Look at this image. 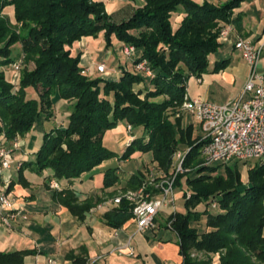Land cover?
<instances>
[{
    "label": "trees",
    "instance_id": "1",
    "mask_svg": "<svg viewBox=\"0 0 264 264\" xmlns=\"http://www.w3.org/2000/svg\"><path fill=\"white\" fill-rule=\"evenodd\" d=\"M244 1L144 0L129 21L114 25L104 4L94 0H0V144L6 147L24 137L42 112L51 115L54 95L72 102L68 125L44 134L34 159L21 164L19 181L26 184L22 174L28 169L38 174L51 170V179L76 182L116 155L103 145L107 131L120 122L133 131L143 128L142 138L132 134L122 159L138 152L151 154L156 169L170 176L176 170L179 146L186 147L183 167L189 171L178 175L174 186L187 212L172 214L168 221L178 235L183 264H214L212 259L196 262L191 256L194 251L217 256L216 264H264V164L236 161L234 166H203L202 135L193 138V125L182 128L178 117L182 110L168 114L183 105L190 78H201L209 71L210 56L223 46L222 29L241 28L242 15L236 11ZM180 13L184 19L176 26L175 14ZM102 32L109 46L114 36L123 47L141 49L142 55L133 61L134 71L121 67L116 79L86 76L71 47ZM17 44L22 46L19 58L35 63L34 70L12 67L18 61L12 57ZM142 61L150 67L151 77L137 74L136 65ZM228 63L216 62L213 72ZM29 88L40 100L27 99ZM119 181L118 171L109 169L104 189ZM144 181L141 173L133 175L124 191L137 190ZM13 188L12 182L8 192ZM59 196L81 220L85 211L98 204L86 200L84 209L79 208L78 197L70 189ZM202 204L204 212H197ZM210 208L218 212L211 213ZM133 209V204L123 201L105 216L118 228L133 217ZM203 216L204 232L193 226ZM19 257V253H0V264H14Z\"/></svg>",
    "mask_w": 264,
    "mask_h": 264
},
{
    "label": "crops",
    "instance_id": "2",
    "mask_svg": "<svg viewBox=\"0 0 264 264\" xmlns=\"http://www.w3.org/2000/svg\"><path fill=\"white\" fill-rule=\"evenodd\" d=\"M106 1L108 3L114 0ZM101 3L105 4V0ZM143 5L144 0L137 3L134 8H130L129 11L133 13ZM236 13L242 15L241 28L237 30L234 28L230 34L234 40L224 52H221L224 49L222 46L216 54L211 55L209 71L200 78L201 82H198L199 78H197L199 86L205 82L209 86L217 84V88L225 91L226 87L235 88L242 79L245 87L250 69L242 54L233 46L239 38L251 40L262 49L259 71L264 73V0H245ZM182 16L181 13L175 14L176 23L180 22ZM129 60L134 61L135 59L133 57ZM220 60H228L229 63L225 69L213 72L215 63ZM127 64L126 62V66ZM244 87L231 100L239 98ZM188 92L187 87L189 96ZM189 97L193 98V96ZM183 113L178 116L181 121ZM191 125L194 127L193 123ZM13 145L14 143L6 147L13 148ZM18 152H20V147L14 148L13 154ZM138 154H140L139 157L143 155L139 152L135 153V155ZM33 159L34 156L29 160ZM17 165L16 175L11 172L13 165L6 173V177H11L10 184L14 183L10 196L14 197L18 208L15 211L17 217L11 221L10 227L3 223L1 218L3 212L0 207V253H19L20 257L15 258L14 264H50L51 259L58 264H183L184 259L180 254L178 235L168 226L169 217L174 214L173 208L162 210L157 217L156 228L144 234L137 231L133 217L118 228L106 219V213L118 206L113 203L116 193L124 192L127 182L136 174L123 178L118 172L119 183L112 188L104 189L106 172L104 173L100 168H95L91 173L73 183L51 179L53 175L51 170L38 174L27 169L22 174V179L26 182L24 184L19 181L20 173ZM153 169L156 170V167ZM88 177L90 181L86 182V187H81L86 184L85 179ZM51 181L58 182L61 190L52 189ZM65 189L76 193L78 197L76 206L79 208L84 209L86 200L98 204L85 211L84 219L81 220L72 213L70 207L64 204V197L59 196ZM163 212L168 213L167 220L162 217ZM130 249L133 251V256L129 255Z\"/></svg>",
    "mask_w": 264,
    "mask_h": 264
},
{
    "label": "built area",
    "instance_id": "3",
    "mask_svg": "<svg viewBox=\"0 0 264 264\" xmlns=\"http://www.w3.org/2000/svg\"><path fill=\"white\" fill-rule=\"evenodd\" d=\"M233 31V26H225L220 32L219 42L228 39ZM233 46L242 54L250 69L249 78L239 98L225 105H215L200 99H192L187 94L182 106V111L191 114L200 125L201 141H203L201 155L204 160L203 166L206 167L225 166L234 160L264 164V73L259 71L262 49L253 41L243 38H239ZM123 51L129 59H132L136 49L134 46H125ZM14 67L18 70L17 65ZM137 69L147 76H152L146 61L138 63ZM98 72L105 74L106 66L100 64ZM198 82H201L200 78ZM126 132L132 135V126L127 125ZM19 147L17 141L13 148L0 144V207L3 212L2 221L7 227H10L11 221L16 219L15 211L18 208L16 200L8 192L11 177H6V173L11 170L14 148ZM185 158V152L176 153V170L166 180L157 182L154 177L155 172L152 170L150 179L138 190L120 192L114 198L113 203L116 205H120L123 201L134 205L133 220L139 233L144 234L155 229L157 217L162 210L173 208L174 214L176 213L174 184L178 175L189 171L183 167ZM20 166L21 164H18L19 168ZM50 187L57 191L61 190L56 181H51ZM155 190L159 191L157 197L153 195ZM5 212L7 213L4 214ZM171 225V222L168 223L170 228ZM129 255L133 256L131 249ZM49 263L58 264L53 259L49 260Z\"/></svg>",
    "mask_w": 264,
    "mask_h": 264
},
{
    "label": "rangeland",
    "instance_id": "4",
    "mask_svg": "<svg viewBox=\"0 0 264 264\" xmlns=\"http://www.w3.org/2000/svg\"><path fill=\"white\" fill-rule=\"evenodd\" d=\"M97 3H100L102 0H94ZM142 0H114L113 2H108L105 0V11L109 16L116 15L118 16L112 17L109 19V23L114 25H121L127 21H129L135 12L131 13L129 10L130 8H134L137 3H140ZM198 3L203 2L204 0H195ZM7 16L11 20L12 24H14V19L12 13H7ZM184 17L179 23H175L176 26H179L183 21ZM18 34H22V29L17 28ZM234 39L229 36L228 39L222 40L220 43L223 45L221 52H224L225 49L228 48L230 43ZM112 45L109 46L108 40L105 38V33L98 34L97 37H85L81 41H78L71 47L72 56L80 58V67L85 69L86 76L89 79H116L117 76L120 74L121 67L126 68L128 71H134L133 61H130L129 58L125 55L123 51V46L121 42L117 40L116 37H112ZM236 42V41H235ZM234 42V43H235ZM22 52L21 44H17L13 47L12 57L18 58V61L12 65L18 66V70L21 72L25 69L31 71L35 69V63H25L24 56L23 58H19ZM142 55L141 49H136L133 57L134 59L139 58ZM211 57V56H210ZM221 61V60H220ZM126 62L128 63L126 66ZM100 64H104L106 66V73L100 74L98 72V66ZM246 64V63H245ZM244 66V64H242ZM137 74L144 75L141 71L137 69V65L135 68ZM151 77V76H150ZM206 78V77H204ZM206 80V79H205ZM244 80L240 79L238 84L235 88L226 87L227 90H222L217 88V84L209 86L206 82L199 86L197 84V77H192L188 82V90L189 96H193L192 99H200L206 103L215 104V105H225L228 103L229 100L234 99L238 93L244 87ZM27 99L28 100H40L38 93L33 89L29 88L26 91ZM199 94V96H198ZM54 104L52 109L50 110L49 115L47 112H42L40 114L33 125L32 130L27 133L24 137H17L16 141L20 144V152L17 154H13L12 165L13 170L11 171L13 175L17 174L16 165L18 162H21L24 159H31L33 157V153L36 152L43 143V137L45 133H48L56 128L59 127H66L68 125V118L70 115V107L72 102H68L64 99H60L57 95L52 97ZM233 101V100H231ZM230 101V102H231ZM183 106V105H182ZM182 106L177 107L175 110L171 109L168 111V114L171 115L173 112L177 110H182ZM174 124L176 120L174 119ZM194 124L193 127V138L197 139L202 135L201 130L199 129V124L195 122L193 116L189 113H183V120L181 121L182 128H188L191 124ZM127 124L125 122H120L118 126L113 129L109 130L105 133L103 138V145L109 149L110 151L114 152L116 155L104 161L101 165L97 168H100L101 171H108L109 169H116L118 172L122 174L123 178L132 176L131 174H142L144 175V179L148 181L152 174L154 173V177L157 182L166 180L168 176L164 175L163 171L160 172L158 169H153L156 167L155 164L152 162V155L151 154H143L140 156L132 155L128 160L122 159L124 152L126 151L127 147L129 146L130 142L132 141V137L142 138L145 135V131L143 128H134L133 135H128L125 131ZM181 152L186 151V147L184 145H180L178 148ZM254 161H252L251 164ZM17 163L16 165H14ZM236 161L230 162L228 165L234 166ZM18 166V165H17ZM247 167V166H245ZM151 170H150V169ZM240 172L243 174L244 167L239 166ZM155 170V171H154ZM10 172V173H11ZM219 174L223 173V169L219 170ZM90 181V177L85 179V183ZM143 182V183H144ZM87 183L81 185V187H86ZM79 186V184H78ZM142 186V185H141ZM140 186V187H141ZM80 187V186H79ZM117 188V187H116ZM175 188V186H174ZM139 189V188H138ZM137 189V190H138ZM11 192V191H10ZM128 192V191H124ZM158 190L153 192V195L157 197L159 195ZM176 192V190H175ZM120 192L116 193L118 196ZM176 212L177 213H186V209L184 207V201L181 198V194L178 192L176 193ZM205 206L199 205L196 208L197 212H204ZM209 212L216 214L218 210L216 209H209ZM162 217L164 219H168V213L163 212ZM195 228H198L199 231L204 232L206 230V217L203 216L200 222H196L193 224ZM171 231V230H170ZM169 231V234L171 232ZM173 233V231H172ZM172 235V234H171ZM192 258L196 262L205 261L209 262L211 259L216 264L217 256L210 255L202 252H192Z\"/></svg>",
    "mask_w": 264,
    "mask_h": 264
}]
</instances>
